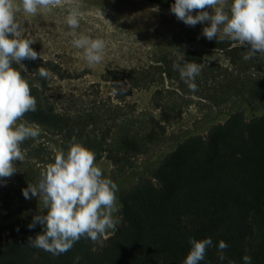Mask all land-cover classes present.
I'll return each instance as SVG.
<instances>
[{
  "label": "trees",
  "instance_id": "1",
  "mask_svg": "<svg viewBox=\"0 0 264 264\" xmlns=\"http://www.w3.org/2000/svg\"><path fill=\"white\" fill-rule=\"evenodd\" d=\"M152 1L164 8L175 2ZM201 44L223 51L228 64L204 60L187 49L184 59L201 66L194 81L197 91H190L173 68L178 56L164 57L159 74L176 80L183 93L198 95L218 113L173 141L152 163L136 165V159L162 142L165 124L179 117L174 93L155 91L157 116L97 105L61 112L46 93L44 80L27 82L37 110L24 119L58 134V151L66 152L76 137L96 159L112 163L114 172L102 175L118 186L120 222L105 242L81 238L66 253L53 256L28 245L29 237L43 232L40 224L28 228L41 210L40 201L26 204L21 188L7 185L0 191V264H183L189 238L213 242L200 264H244L245 255L251 264H264V56L246 61L247 47L227 38L202 36ZM22 62L33 72L53 66ZM141 73V82L153 80L154 73ZM53 162L48 160L39 171L24 169L19 175L23 189L37 184ZM220 241L228 245L224 260L219 259Z\"/></svg>",
  "mask_w": 264,
  "mask_h": 264
},
{
  "label": "rangeland",
  "instance_id": "2",
  "mask_svg": "<svg viewBox=\"0 0 264 264\" xmlns=\"http://www.w3.org/2000/svg\"><path fill=\"white\" fill-rule=\"evenodd\" d=\"M72 8H78L81 13L76 29L66 23ZM17 20L22 38L35 41L31 47L40 53V59L29 62L35 65L52 62L53 66L45 67L49 72L47 79L41 78L38 70L33 72L22 61L26 71L18 64L15 69L31 84L44 80L46 93L51 100L56 101L61 112H76L97 105L118 108L134 115L157 116L155 102L159 95L155 91L174 93L172 96L176 98L181 111L179 117L165 124V139L152 146L147 153L139 155L136 165L154 162L173 141L187 131L198 129L218 113L216 108L198 95L183 93L176 80L159 74L165 66L162 64L164 57L175 59L177 52L183 54L187 49H193L204 60L228 64L223 51L204 48L201 44L204 36L202 30L209 25L208 21L188 26L178 20L170 8L160 7L152 0H62V5L51 12L38 11L35 16L21 12ZM73 31L77 35L105 41L102 62L88 64L83 58V50L72 45ZM144 70L154 73L150 83L141 82V72ZM24 122L33 127L38 126L40 134L21 144L25 159L14 162L16 172L11 177L0 178V191L7 185L23 189L19 178L22 171L28 167L34 171L42 170L44 163L54 160L58 152V134L24 118L17 123ZM95 164L102 173L111 175L114 172L107 158L95 159ZM36 200L39 197L23 198L22 202L31 204ZM113 217L120 222L118 212ZM256 229L259 236L261 230L258 224ZM114 230L109 229L101 237V242H105Z\"/></svg>",
  "mask_w": 264,
  "mask_h": 264
},
{
  "label": "clouds",
  "instance_id": "3",
  "mask_svg": "<svg viewBox=\"0 0 264 264\" xmlns=\"http://www.w3.org/2000/svg\"><path fill=\"white\" fill-rule=\"evenodd\" d=\"M61 5L62 0H0V178L7 179L16 172L14 162L25 159L21 144L40 134L38 126L17 123L26 113L37 110V102L29 84L12 64L40 59V53L31 47L35 41L22 38L17 16L21 12L35 16L38 11L51 12ZM207 9H211V13ZM193 10L199 11L192 15ZM170 12L188 26L208 21L209 25L202 30L204 37L221 41L227 38L247 47L248 52L243 57L246 61L257 54L264 56V0H231V3L228 0H175ZM80 16L79 9L72 8L66 17L67 25L78 28ZM71 35L72 45L83 50V58L89 65L103 61L106 47L103 39L77 35L75 31ZM177 56L173 68L190 91H197L194 81L201 66L186 61L179 52ZM38 71L41 78L49 77L47 69L41 67ZM114 91L118 94L117 88ZM95 159L93 151L72 137L68 150L56 153L54 162L40 173L38 183L22 189L25 199L39 197L41 205L28 228L40 224L43 232L34 239L29 237V246L58 256L69 251L81 238L99 242L109 229H115L119 221L113 214L119 211L116 196L119 189L111 179L103 177ZM212 243L210 238H189L191 247L183 264H200ZM227 247L224 241L218 243L220 260L225 259L223 251ZM75 259L78 262L80 257ZM243 261L251 264V257L245 255Z\"/></svg>",
  "mask_w": 264,
  "mask_h": 264
}]
</instances>
